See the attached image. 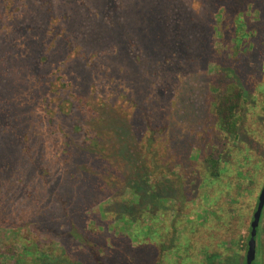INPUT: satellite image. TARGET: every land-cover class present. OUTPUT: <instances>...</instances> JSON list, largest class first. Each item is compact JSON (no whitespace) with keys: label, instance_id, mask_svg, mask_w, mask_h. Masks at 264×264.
I'll return each mask as SVG.
<instances>
[{"label":"rangeland","instance_id":"1","mask_svg":"<svg viewBox=\"0 0 264 264\" xmlns=\"http://www.w3.org/2000/svg\"><path fill=\"white\" fill-rule=\"evenodd\" d=\"M243 1L245 2L239 4V7L232 8L227 0H217L210 9L208 0H74V7L77 9L74 13L81 15V21L76 23L80 38L77 42L74 38L59 44L52 39L49 25H45L41 20H38L34 29L31 28L22 0H0L1 99L5 100L7 96L13 94L18 78L27 76L30 60L31 64L40 67V70L43 69L42 73L54 78L53 87H56L55 91H57L55 100L59 99V101H56L57 105L47 106L46 110L63 117L70 116L72 113L71 126L76 125L79 129L74 133L79 147L84 149L85 143L91 141L93 151L96 152L99 149L103 153V155L95 154L96 157L102 156L110 161L113 173L109 175L108 169L101 174V180L108 189L106 197L103 201L91 205L92 214L90 210L85 213V229L94 226V230H90L97 234L96 242L108 246L112 239L116 242H131L132 246H135L137 241L146 243L152 250L150 264H244L249 225L255 208L258 185L262 183L264 176V164L260 163L257 152L251 150L253 147L249 148L245 144L242 156L247 155L249 159L243 169L236 171L235 181L233 179L234 183L228 188L226 181L232 176V162L226 165V169L223 162L220 164L221 172H223L222 179L215 182H211L214 177L211 174L210 165L207 163V170L204 171L205 165L202 163L203 156L208 154L210 148L213 151H223L226 155L229 153L230 161L237 159L236 156L239 154V149L236 147L237 141L229 134L217 130L218 122L214 104L220 101L227 89L230 90L229 93L237 89L242 79L243 95L240 97L237 115L239 117L242 115L247 136L254 138L256 144L260 143L259 146H263L264 149V42L261 44V51L255 52L253 48L255 44L250 39L253 33L250 27L253 24L264 26V1ZM3 2L9 5L8 9H4ZM105 2L106 7L103 6ZM31 4L45 11L59 12L62 8L65 14L70 12L67 4H63L62 0H33ZM150 4L156 6L161 24H163V6H166L170 22L178 19L179 13L196 15L198 11L201 15H205L206 29L208 28L205 48L206 52L210 49L212 54L207 59L202 58L206 63L204 67L203 61L199 59L194 61L197 65L195 70L182 74L175 72L174 78L177 77V85L172 89L169 99L174 119L175 141L169 143L166 138L162 158L169 161L174 156L175 149L179 159L176 157L175 161L172 160L170 169L164 167L159 177L149 176L150 179L153 178L164 184H168L170 180L172 182L170 187H173L169 195L172 198L153 200L152 203H156L158 208L156 211L159 212L155 211L153 220L145 223V226L149 228H145L148 229L147 233L140 232L134 235L129 232L130 225L116 215L121 204L117 202L116 207H109L112 199L122 202L125 199L131 200L130 188L115 189L113 192L110 186L114 184L113 182L117 183L118 187L122 186L120 181L118 183L119 172L129 163L125 156L127 154L123 155L116 150L119 145L117 141L121 142V139L125 143L131 141L129 150L138 159L136 139L133 142V138L121 137L123 135L120 131L123 127L129 129L133 135V125L121 115L117 107L123 99L120 94L127 89L133 91V86L130 80L124 82L125 76L122 75L124 63H110V59L118 51L115 41L105 39V35L111 36V33L106 30L104 34H96L98 38L103 39L99 45L87 46L85 36L92 33L93 22L109 24L110 27L116 16H127L125 22L133 29L141 8ZM102 9L106 11L104 18L100 17ZM208 15L212 18L210 25ZM66 19H69V15H65ZM242 21H246V24ZM61 23L65 24L66 21L63 19ZM161 24L158 28L162 26ZM59 27L61 28L60 25ZM235 28L238 29L236 39L234 38ZM75 35L77 36V33ZM27 36L37 37V45L29 48L25 42ZM241 36L242 40H237ZM127 49L131 62L140 65L141 60L147 59L144 49L135 42L128 44ZM59 50L62 54L55 57V53ZM249 54L251 56L248 58ZM78 55L82 57L83 65L87 69L91 68L92 62L97 63L95 72H85V75H88L87 82L95 80L91 86H87V82L83 84L78 74L68 75L70 73L67 71L68 63H71V59ZM148 65L152 66V63L148 62ZM251 66H254L253 70ZM114 68L120 72L119 76H116ZM230 68L234 71L228 70ZM226 70L228 74L225 73ZM217 75H223V80L219 81ZM32 81L35 80L30 79L29 82ZM158 84V78L154 77L149 84V91L152 86L156 87ZM112 85H116V88L111 87ZM185 91L186 97L183 99ZM45 96H49L48 99H50V92H47ZM189 103L197 106L195 115L186 114L188 107L186 104ZM198 104L201 110L203 109L202 112L198 109ZM72 109L74 110L71 112ZM0 119H2L0 120L1 136L5 128L15 126L16 118L11 110V115L6 118L0 111ZM60 124L65 130L70 127V124L63 120H59ZM37 125V131L41 132L42 122L38 119H36V125L32 122L22 127L26 136L24 140H16L14 165L6 156L0 155L2 171L0 175L5 176L3 178L11 183L9 191L13 192L7 195L14 202V208L11 209L10 203L2 204L0 200V216L2 217L0 220V264H41L42 254L55 255V250L63 246L60 243L62 239L64 245L72 246L69 250L74 253V259L81 257L91 261L92 254L95 258L94 263L99 264V257L103 255L102 249L99 247L95 249L87 235L82 237L84 231L81 232L79 228V233L67 239L60 236L36 235L33 227L29 225L31 219L21 222V219L11 216L13 210L18 215L23 209L28 212L34 208L32 204L34 185L26 166L29 147L32 145V127ZM70 134L65 132L61 136ZM204 135L207 139L203 141ZM197 143H201V152ZM3 144H5L4 138L2 142L0 137V145ZM184 153L187 154V161L182 159ZM87 156L88 153H86ZM80 168L86 169L83 166ZM226 189L228 194L221 200L226 201L224 208H228L227 205L231 204L234 210L233 217L224 216L219 212L218 215L213 213L217 204H213L211 197L219 191L225 190V193ZM115 193L119 194L114 195ZM103 204L107 205L104 211L101 208ZM49 206L51 205L47 202L41 207H46L47 211ZM1 209H6L9 213ZM95 216L96 219H94ZM94 220H97V225L93 223ZM255 241V257L251 264H264V206ZM74 259L70 253H67L60 256L56 264H74Z\"/></svg>","mask_w":264,"mask_h":264},{"label":"trees","instance_id":"2","mask_svg":"<svg viewBox=\"0 0 264 264\" xmlns=\"http://www.w3.org/2000/svg\"><path fill=\"white\" fill-rule=\"evenodd\" d=\"M33 0H22L23 8L25 13L28 15V23L31 24V28L34 29L38 20H41L45 25H49V30L52 33V39L59 44L63 41L69 42L72 39L79 40L80 35L77 30L76 23L81 21L80 14L74 13L77 9L74 7V0H62L63 4H67L69 13L65 14L59 5L61 10L57 11H45L34 7L31 3ZM210 9L216 4L217 0H208ZM230 6L239 7L245 1L243 0H227ZM264 1V0H263ZM234 2V3H233ZM4 4V9H8L9 5ZM10 4V3H9ZM164 4H162L163 6ZM11 6V4H10ZM107 6L106 2L103 5ZM45 8V6H44ZM105 9V8H104ZM100 12V17L104 18L106 11ZM163 24L159 23V16L156 6L150 4L142 7L135 21L133 29L128 27L125 17H115L112 20V25L109 24L94 23L91 26L92 33L85 36V44L99 45L102 40L96 34H104L106 30L111 33V36L105 35V39H111L115 41L117 46V54L110 59V63L123 62L124 66L122 75L125 76L124 82H129L133 86V91L128 90L123 94L122 101L117 105L121 115L133 125V135L129 129L121 128V137L133 138V142L136 139L137 155L129 150L131 141L128 143L117 141L119 144L116 149L121 154H127V166L119 172V180L121 187H118L117 183L110 186V189L115 192V189H131V200L110 199L109 207H116L121 204V208L118 209L116 215L126 222L129 227L130 234H137L140 232H148V227L145 223L148 220H153V215L158 209L156 203H152L153 200H169L172 196L169 195L170 189L173 187L171 181L168 184L156 181L153 178L159 177V174L164 167L170 169V164L177 156V150L174 149L173 157L169 161H165L162 158L163 146L166 143V138L169 143L175 141L174 133V119L171 114V91L177 85L176 78H174L175 72L184 73L186 71L195 70L196 64L194 61H203V67L206 63L202 58L207 59L211 56L212 51L207 50L205 45L207 34L206 24L207 17L201 15L198 11L196 15H188L185 13H179V18L173 22L169 21L168 12L166 6H163ZM65 15H69V19L65 20ZM86 18V17H85ZM66 21L65 24L61 22ZM208 23H212V18L208 15ZM246 24V21H242ZM61 28L59 27V25ZM162 25L158 28L159 25ZM241 24V23H240ZM253 32L250 35V39L254 42L255 52L261 51V44L264 42V26L254 24L250 27ZM248 31V30H247ZM108 32V34H109ZM77 33V36L75 35ZM238 29L234 31V38L236 39ZM84 35V34H83ZM242 36L237 40H242ZM27 45L29 48L37 45V37L31 38L26 37ZM135 42L138 46L142 47L145 51L146 60H141L140 65L131 62L130 53L127 49V45ZM209 48V47H208ZM60 50L55 53V57L60 56ZM251 56L249 54L248 58ZM197 58V59H196ZM81 56H75L71 59V63H68L67 71L70 73L69 76L78 74L83 84L88 81V75L85 72H95L97 70V63L92 62L91 68L87 69L82 62ZM152 63V66L148 65ZM194 62V65L192 66ZM253 64V61H252ZM143 65V67H141ZM112 68V67H111ZM254 66H251V70ZM234 71L233 68L228 69ZM228 70L225 71L228 74ZM113 71L116 76H119V71L114 68ZM43 69L28 62L27 76L17 79V85L13 94L7 96L5 100L1 99L0 94V111L3 117L11 115V110L16 118V124L14 127L5 128V132L2 137L5 144L0 145V155L6 156L7 159L11 160L14 165L15 158V146L17 139L24 140L26 132L22 129L26 123H32L36 125V119L42 122V131H37L38 125L32 127L31 137L32 145L29 147L27 155V166L31 174L32 183L34 185V195L32 204L34 205L33 210L28 211L23 209L20 214L16 215L15 210L12 211L11 216L13 218L21 219V222H27L31 219L30 226L36 235L43 234L50 236H60L61 238H71L72 235L79 233L82 230V237L85 235L90 238L95 249L97 247L102 249L103 255L100 258L99 264H150L152 262V250L151 247L143 242H138L135 246L131 245V242H116L112 239L108 245L100 244L96 242L97 234L92 232L94 226H89L85 229L84 219L85 213L90 210L92 214L91 205L97 204L104 200L105 194L108 192L107 187L101 180V174L105 173L109 169V175L113 173L110 166V161H107L105 157L97 155H103L102 150L97 149L93 151V145L91 141H88L84 145V149L79 147L76 136L74 133L78 131L76 125H72L73 119L72 113L70 116H61L58 113H49L46 107L49 105H57L55 100L56 87L54 86V78L42 73ZM144 73V74H143ZM219 74V73H218ZM219 76L218 80H223V75ZM157 77L159 84L154 87L152 86L151 92L149 91V84L153 78ZM33 78V79H32ZM31 80H35L29 82ZM243 81V79H242ZM237 87L232 93L230 90H226L220 98V101L214 104V112L217 119V130L229 134L230 137L236 140L239 149V154L236 156V160L231 159L230 155L219 151H213L209 149L208 154H205L202 159V163L205 165L204 171L207 170V163L210 165L211 174L214 180L211 182L219 181L222 179V173L220 164L223 162L225 169L226 165L232 162V176L226 181L228 188L235 181L236 171L241 168L243 169L244 164L248 161L249 156H242V150L247 147H253L256 144L254 138H249L246 134V129L243 123L242 115L239 117L237 111L239 108L240 97L243 95V83ZM95 80L87 82V86L94 84ZM116 85L111 87L116 88ZM53 88V89H52ZM119 89H117L118 91ZM47 92H50L49 96H45ZM114 93V91H112ZM118 95V94H117ZM186 97V91L183 99ZM194 101V100H193ZM192 101V102H193ZM188 105L186 114L195 115L196 105L191 103ZM11 109V110H10ZM200 112L201 106L198 104ZM74 109L71 110V112ZM185 117V110L184 115ZM2 120V119H0ZM59 120H63L70 124L69 129L65 130L62 124L59 125ZM243 120V121H242ZM46 121V122H45ZM65 132L71 133L70 135L61 136ZM207 137L204 135L203 141ZM177 140V139H176ZM97 145V144H96ZM7 146V147H5ZM197 146L201 152V143H197ZM252 150V148H251ZM238 151V150H237ZM86 153L88 156L86 157ZM179 159V157H177ZM184 161L188 160L187 154H182ZM176 160V159H175ZM174 160V161H175ZM246 160V161H245ZM253 159L251 158V161ZM80 166L85 167L82 170ZM87 166V167H86ZM224 169V171H225ZM0 167V174H1ZM153 177L150 179V177ZM3 175H0V200L2 204L10 203L11 209L14 208V202L7 193L9 191L11 183L8 179H4ZM234 179V181H233ZM7 181V182H6ZM225 191V190H224ZM219 191L216 195L212 196L213 204H217L216 209L213 213L218 215L223 214L224 216L233 217L234 210L231 204H228V208H224L226 201L223 202L221 198H224L228 194L226 192ZM115 193L114 195H118ZM228 196V195H227ZM152 198V201H151ZM50 203L51 206L47 208L41 207L42 205ZM118 202V204H117ZM121 202V203H119ZM104 205V204H103ZM101 205L104 211L107 208ZM213 205V206H214ZM41 207V208H40ZM3 212L9 213L6 209H1ZM147 210V211H145ZM159 211H156V213ZM149 214V215H148ZM0 216V220H1ZM5 218V217H4ZM96 219V216L94 217ZM252 219V217H251ZM251 222V221H250ZM97 225V220L93 222ZM91 227V228H90ZM148 229H145V228ZM80 230H79V229ZM92 232V233H91ZM60 240V238L57 237ZM59 246L55 255L42 254L43 261L41 264H56L60 260V256L70 253V256L75 258L70 245ZM149 255V257H147ZM91 261L76 257L73 260L74 264H95L94 256L91 254ZM62 264V263H60Z\"/></svg>","mask_w":264,"mask_h":264},{"label":"water","instance_id":"3","mask_svg":"<svg viewBox=\"0 0 264 264\" xmlns=\"http://www.w3.org/2000/svg\"><path fill=\"white\" fill-rule=\"evenodd\" d=\"M263 205H264V186L261 189L260 194L258 196V202L255 211L253 212L252 219L249 225L250 228L249 238L247 241V249H246L244 264H251L255 257V251H256L255 236L257 233V227L259 225Z\"/></svg>","mask_w":264,"mask_h":264},{"label":"flooded vegetation","instance_id":"4","mask_svg":"<svg viewBox=\"0 0 264 264\" xmlns=\"http://www.w3.org/2000/svg\"><path fill=\"white\" fill-rule=\"evenodd\" d=\"M260 145V143H258V144H255L254 146H253V148H252V151H256L257 152V154H258V156H260V163L262 164H264V149H263V146H259ZM259 163V162H258ZM262 182V183H261ZM261 184L260 185H258V189H257V193H256V203H255V208H256V205H257V202H258V196H259V194H260V191H261V189L263 188V186H264V176H263V178H262V180H261ZM264 206V205H263ZM255 208H254V211H255ZM263 209V208H262ZM253 211V212H254ZM261 213H262V211H261ZM260 220H261V216H260ZM260 222V221H259Z\"/></svg>","mask_w":264,"mask_h":264}]
</instances>
